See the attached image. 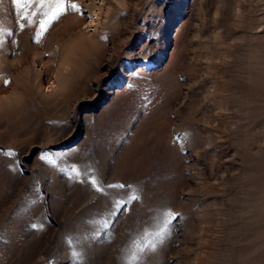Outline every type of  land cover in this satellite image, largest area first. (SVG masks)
<instances>
[{
    "label": "rangeland",
    "instance_id": "374dc122",
    "mask_svg": "<svg viewBox=\"0 0 264 264\" xmlns=\"http://www.w3.org/2000/svg\"><path fill=\"white\" fill-rule=\"evenodd\" d=\"M0 264H264V0H0Z\"/></svg>",
    "mask_w": 264,
    "mask_h": 264
}]
</instances>
